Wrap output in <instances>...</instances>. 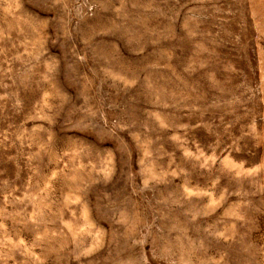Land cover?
Segmentation results:
<instances>
[{
  "label": "rangeland",
  "instance_id": "obj_1",
  "mask_svg": "<svg viewBox=\"0 0 264 264\" xmlns=\"http://www.w3.org/2000/svg\"><path fill=\"white\" fill-rule=\"evenodd\" d=\"M0 264H264V0H0Z\"/></svg>",
  "mask_w": 264,
  "mask_h": 264
}]
</instances>
